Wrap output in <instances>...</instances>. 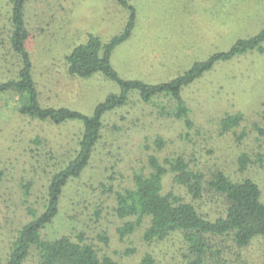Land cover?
<instances>
[{
	"label": "rangeland",
	"instance_id": "374dc122",
	"mask_svg": "<svg viewBox=\"0 0 264 264\" xmlns=\"http://www.w3.org/2000/svg\"><path fill=\"white\" fill-rule=\"evenodd\" d=\"M136 11L131 35L113 48L110 61L124 80L147 84L167 82L211 54L225 51L237 38L264 28V0H129ZM9 0H0V83L15 78L19 56L9 45ZM128 11L116 0H27L25 21L30 32L26 48L32 61L38 100L44 107H69L91 115L95 106L120 85L101 71L88 77L67 70L66 55L95 34L102 42L120 33ZM181 95L194 127L187 129L172 116L175 101L155 95L148 101L139 90L127 91L125 104L102 116V137L88 167L71 180L60 196L59 210L42 229L45 238L83 233L98 254L118 264H141L147 254L156 264L182 262L178 234L164 241L142 238L145 224L120 235L128 217L115 213V192L134 185L133 176L147 173V157L182 153L193 170L208 176L216 169L233 178L249 176L259 183L264 199V51L251 50L220 59L192 82ZM27 92H0V264H6L10 243L18 228L46 205L51 174L78 148L83 122L67 119L53 123L23 114L19 107ZM240 113L239 124L221 130L225 115ZM165 147L155 146L157 137ZM250 155L242 171L237 157ZM262 154V156H257ZM173 191L192 201L210 218L223 204L205 193L192 199L183 186L163 180V192ZM147 222V221H145ZM106 237L103 242L101 238ZM216 264H264V236L243 247L218 243ZM32 255L26 264H37Z\"/></svg>",
	"mask_w": 264,
	"mask_h": 264
},
{
	"label": "trees",
	"instance_id": "16d2710c",
	"mask_svg": "<svg viewBox=\"0 0 264 264\" xmlns=\"http://www.w3.org/2000/svg\"><path fill=\"white\" fill-rule=\"evenodd\" d=\"M26 1L9 0V45L19 56L21 64L15 78L0 83V92L25 91L28 101L19 107L21 113L53 123L79 119L83 122V131L75 154L49 178L44 210L34 214L18 228L10 243L6 264H26L35 253L38 256L37 264H118L108 255L100 256L83 233H78L75 237L62 234L49 239L42 233V229L52 222L59 210L64 187L78 178L91 162L103 134V114L125 104L127 91L134 88L139 90L145 101L155 95L169 96L175 101L172 116L181 119L185 127L191 129L194 122L189 117L188 107L181 95L182 87L220 59H229L251 50L264 51V28L255 34L237 38L229 49L215 52L206 60L193 63L181 75L167 82L147 84L140 80H124L113 68L110 57L113 48L131 35L136 22V11L129 0H116L128 11L122 31L107 42H102L99 36L89 33L85 42L73 47L66 55L70 74L88 77L101 71L121 87L120 93L109 94L95 106L91 115H86L69 107H44L40 104L36 83L32 77V61L26 48V41L30 37L25 21ZM241 118L240 113L225 115L221 120V130L224 132L237 126ZM260 118L264 124V109ZM260 131L264 132L263 129ZM165 142L158 136L155 146L161 150L165 147ZM146 161L149 171L134 174L133 187L114 193L115 213L120 217H128L119 228L120 235L133 233L144 224L142 238L147 242L164 241L178 234L183 243V259L179 264H216L213 261H217L222 252L218 243L231 241L238 247H243L253 238L264 236V199L259 183L253 178H233L219 169L204 176L202 172L191 168L182 153L172 157L151 153ZM237 161L243 171L249 164L250 155L244 152L237 157ZM168 173L171 174L172 181L183 186L192 199L200 198L207 192L211 199L217 197L223 204V212L210 218L200 212L192 201L185 200L171 190L163 192V180ZM101 239L105 242L107 238ZM140 263L156 264L149 254Z\"/></svg>",
	"mask_w": 264,
	"mask_h": 264
}]
</instances>
